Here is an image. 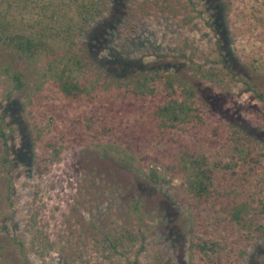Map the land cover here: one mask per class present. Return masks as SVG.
Listing matches in <instances>:
<instances>
[{
	"label": "rangeland",
	"instance_id": "obj_1",
	"mask_svg": "<svg viewBox=\"0 0 264 264\" xmlns=\"http://www.w3.org/2000/svg\"><path fill=\"white\" fill-rule=\"evenodd\" d=\"M81 1L0 0L5 32L36 45L22 56L0 44V122L10 158L9 172L0 163L8 229H0V264H157L166 257L200 264L189 251L196 235L229 236L210 220L199 225L203 213L185 203V177L194 160L223 174L231 141L213 147L196 140L188 123L166 128L160 118L138 137L137 112L117 118L105 106L111 100L116 109L113 96L136 91L141 74H169L210 120L264 151V0H96L84 25ZM63 78L82 86L77 100L59 88ZM135 99L149 110L148 96ZM77 133L82 140L70 145ZM263 180L250 177L251 188ZM260 196L250 199L253 225L233 224L231 247L219 241L227 264H264ZM209 204L200 206L211 214Z\"/></svg>",
	"mask_w": 264,
	"mask_h": 264
},
{
	"label": "trees",
	"instance_id": "obj_2",
	"mask_svg": "<svg viewBox=\"0 0 264 264\" xmlns=\"http://www.w3.org/2000/svg\"><path fill=\"white\" fill-rule=\"evenodd\" d=\"M95 2L96 0H83L78 4L82 11V21L80 23L83 25L87 24L92 17L90 10L97 7ZM84 11L88 14H84ZM7 25L8 22L0 21V44L13 48L18 55L32 56L36 52V45L31 37L23 33L5 32ZM10 77L15 88L22 86L18 73H12ZM102 80L111 82L105 79ZM59 88L73 100H77L80 97L82 90V86L79 83L67 78L59 81ZM129 94L133 95L131 100L127 99ZM116 95L113 96L114 99L116 97L120 99L116 102V109H113V105H110L111 100H107L106 111L117 118H123L125 113L137 112L138 117L134 124L138 137H143L149 132L152 133L155 123L163 119L165 121L164 124H167L166 128L175 126L182 121L188 123L189 130L192 131V134L195 133L194 138L196 140L213 147L222 146L231 141L227 158L221 164L224 170L223 174L215 175L209 167L204 165L202 160L199 164L194 160L193 165L196 164V166L185 177L187 196H190V200L185 203L196 213H203V216H200L197 220L200 223L199 225L204 227L205 223L203 221L210 220L217 228L218 233L222 229L229 236L226 238V236L217 234L220 236L216 238L215 234L214 237L209 236V238L204 239L196 235V240L189 251L193 257L194 255L197 257L200 264H227L226 257L219 253V241L222 240L224 244L231 247L237 241L233 236L235 231L233 224H237L238 227L253 225L254 222L247 215L250 210L252 211L251 215L254 214L255 207L250 203V199L252 200L257 193L261 195L257 201L260 204V210L264 211V180L262 181V186L258 189L251 188L249 183V178L254 175L264 179V151L258 149L254 140L246 134L217 120H210L202 109L195 104L192 91L184 86H179L169 74L160 75L155 72L141 74L136 80V91L125 90ZM146 96H148V102L150 103L149 110L145 109L141 103L135 101L136 97L145 100ZM256 96L261 99L259 93ZM133 134L134 131H131V135ZM81 140V135L77 133V136L73 135L68 138V143L72 145ZM6 141L7 137L1 129L0 122V142L3 148L0 163L2 165L8 164L6 171L9 172V146ZM9 176L13 178L12 174ZM220 185H222L221 189L219 188ZM6 196L8 197V195ZM203 201H210V209L211 207L214 209L211 210V214L206 212L203 206H200ZM217 213L225 217V225H221V222L218 221ZM4 220L5 218L1 216L0 229L7 233L8 229ZM257 227L259 230L261 229L259 224ZM247 233L249 234V228H247L245 234L247 235ZM157 264H172V261L169 257H166Z\"/></svg>",
	"mask_w": 264,
	"mask_h": 264
}]
</instances>
